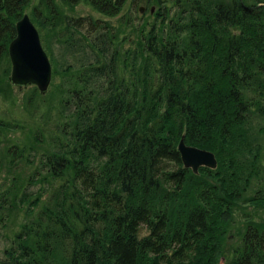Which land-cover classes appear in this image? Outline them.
<instances>
[{"label": "trees", "instance_id": "16d2710c", "mask_svg": "<svg viewBox=\"0 0 264 264\" xmlns=\"http://www.w3.org/2000/svg\"><path fill=\"white\" fill-rule=\"evenodd\" d=\"M45 1L49 15L32 8L31 20L52 56ZM85 1L107 16L147 8L121 39L99 21L61 25L57 43L81 59L61 73L54 121L3 153L30 173L14 172L0 192L11 231L0 264H264V0ZM28 6L0 0L6 71ZM181 136L213 151L216 166L186 167ZM252 181L259 210L228 258L232 206Z\"/></svg>", "mask_w": 264, "mask_h": 264}, {"label": "rangeland", "instance_id": "374dc122", "mask_svg": "<svg viewBox=\"0 0 264 264\" xmlns=\"http://www.w3.org/2000/svg\"><path fill=\"white\" fill-rule=\"evenodd\" d=\"M130 1L131 0H127L126 4H129ZM52 3L53 8L51 9L50 17L52 15L54 19L47 20V25L41 34H43V38H45L47 48L51 49L52 56L49 55L48 51L47 55L51 63L52 71H55L60 75L55 76V79L51 76L50 84L47 90L43 93V96L35 91L38 90L37 88H34L31 85L17 87L10 83V60L8 71H6L8 65L4 64L0 67V192L5 189L6 185H8L14 172L21 171V174L30 173L28 168L29 165L23 160L24 157L18 158L16 162L17 164L12 166L8 161L13 156L7 158V156H5L6 154L3 156V153H7L13 145L21 148L24 142L27 143V136L30 139L32 138V134L35 135L34 130L40 122H46L49 126V124L54 121V118H56L57 115L55 113L57 108L53 105L58 101L57 97L60 90L65 89L64 85H60L62 84L60 81L63 80L61 78V73L63 71H68L67 68L70 66L79 65L81 51L75 50L76 48H69L70 42L64 44L57 43V40L63 36L60 31L61 25H64L63 23L68 19H72V22H75L78 19H86L85 23L89 21L93 23V25H95V21H99L107 28L115 30L113 34L116 33L117 37L121 39L125 35L131 34V28L129 27L130 23L133 24L135 18L139 19L141 15L146 13L145 10L147 8L140 3L137 5L139 8H144L143 13H132L126 6L125 9L120 11L116 16H107L100 13L85 0H78L74 4H68L63 0H52ZM46 6L47 4L45 0H29V6L23 10V12L28 14L30 19L32 17V8H41L43 9V13L49 15L50 11L46 8L48 7L50 10V7ZM150 7H152V5ZM150 22H152V19H150ZM37 29L40 34V29ZM73 42L76 43V41ZM54 82L56 83L52 87ZM48 110L52 113L51 119H47L48 116L41 118V115L45 114ZM259 139L260 140L257 142L263 144L264 136H259ZM9 169L10 172H8ZM252 184H254L253 181L248 187H244L242 193L243 197L235 207L232 206L233 214L227 226L225 240L222 242L228 258L232 257V253L237 246L240 245L244 221L250 216V213L251 215H254V212L259 210V206L254 203L253 200H248L249 195L255 194V188H252ZM36 187L35 183L30 186L31 189H35ZM256 214L257 213H255V215ZM10 233L11 231L9 228L0 222V246L7 241L6 234L9 235Z\"/></svg>", "mask_w": 264, "mask_h": 264}, {"label": "water", "instance_id": "95a60500", "mask_svg": "<svg viewBox=\"0 0 264 264\" xmlns=\"http://www.w3.org/2000/svg\"><path fill=\"white\" fill-rule=\"evenodd\" d=\"M144 8L140 7V13ZM154 11V6L151 7ZM15 36L9 42L8 55L11 63L9 80L12 85L22 87L35 85L45 92L51 81V63L44 50L38 29L24 14L15 24ZM177 148L183 164L197 172L200 165L214 168L217 159L213 151L196 145L187 144L181 136Z\"/></svg>", "mask_w": 264, "mask_h": 264}, {"label": "bare ground", "instance_id": "6f19581e", "mask_svg": "<svg viewBox=\"0 0 264 264\" xmlns=\"http://www.w3.org/2000/svg\"><path fill=\"white\" fill-rule=\"evenodd\" d=\"M139 12H140V8H139ZM30 18V17H29ZM31 20V19H30ZM32 21V20H31Z\"/></svg>", "mask_w": 264, "mask_h": 264}, {"label": "clouds", "instance_id": "9594fccd", "mask_svg": "<svg viewBox=\"0 0 264 264\" xmlns=\"http://www.w3.org/2000/svg\"><path fill=\"white\" fill-rule=\"evenodd\" d=\"M142 235H144V234H142Z\"/></svg>", "mask_w": 264, "mask_h": 264}]
</instances>
